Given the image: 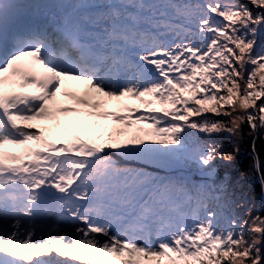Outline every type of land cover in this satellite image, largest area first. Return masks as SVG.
Listing matches in <instances>:
<instances>
[{"label":"snow or ice","instance_id":"obj_1","mask_svg":"<svg viewBox=\"0 0 264 264\" xmlns=\"http://www.w3.org/2000/svg\"><path fill=\"white\" fill-rule=\"evenodd\" d=\"M222 136L264 186V0H0V264H264Z\"/></svg>","mask_w":264,"mask_h":264},{"label":"trees","instance_id":"obj_2","mask_svg":"<svg viewBox=\"0 0 264 264\" xmlns=\"http://www.w3.org/2000/svg\"><path fill=\"white\" fill-rule=\"evenodd\" d=\"M193 119L197 118L193 117ZM245 131H247V128H245ZM221 142L224 143L230 150L234 147L229 137L222 136ZM256 143L262 158H264V137L257 139ZM239 147L241 151L236 156L233 165L230 166L228 171L231 172L235 179L243 181V184L245 186L244 190L245 193L248 195L249 199V206L250 204H252V202H254L255 206L253 208L255 210H253L256 215L264 214V197H262V193L264 192V186H262L260 183L259 174H256L255 179L251 181L244 178L245 173L251 174L254 171L255 161L252 153V139L247 136L241 138L239 142ZM73 264H81V262L73 261Z\"/></svg>","mask_w":264,"mask_h":264},{"label":"rangeland","instance_id":"obj_3","mask_svg":"<svg viewBox=\"0 0 264 264\" xmlns=\"http://www.w3.org/2000/svg\"><path fill=\"white\" fill-rule=\"evenodd\" d=\"M187 42V41H186ZM62 87H65L67 91H70L69 87H73V88H76L78 86L76 85H72V84H67L66 85H62ZM62 103L66 104V105H71L72 104V101L71 100H63ZM128 103H131L133 105H137L140 107V110L141 111H144V107L142 105H139V102L138 101H128ZM259 103V101H258ZM109 107H112V105L110 104ZM150 123V122H149ZM143 127H147V125H142ZM118 127V126H117ZM159 127H164V124H161L159 125ZM145 141V143H156L158 142L160 139L164 138V137H161V136H143V134H139ZM228 137V136H226ZM127 137H119V139H126ZM230 138V137H229ZM241 138H238L237 140H233L232 138H230V141L233 143V145H239V142H240ZM262 197H264V193H262ZM251 208L254 209L253 207L255 206L254 205V202H252V204H250ZM255 210V209H254ZM254 214L256 215V213L254 212ZM61 259H65V258H61ZM66 259H72L71 256L67 257Z\"/></svg>","mask_w":264,"mask_h":264},{"label":"bare ground","instance_id":"obj_4","mask_svg":"<svg viewBox=\"0 0 264 264\" xmlns=\"http://www.w3.org/2000/svg\"><path fill=\"white\" fill-rule=\"evenodd\" d=\"M67 84H72V85H76L78 86V82H75V81H69L67 82ZM69 89H75V92H79L81 91V89L79 87H76V88H73V87H69ZM23 126V125H22Z\"/></svg>","mask_w":264,"mask_h":264},{"label":"water","instance_id":"obj_5","mask_svg":"<svg viewBox=\"0 0 264 264\" xmlns=\"http://www.w3.org/2000/svg\"><path fill=\"white\" fill-rule=\"evenodd\" d=\"M264 193V192H263Z\"/></svg>","mask_w":264,"mask_h":264}]
</instances>
